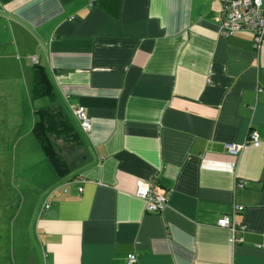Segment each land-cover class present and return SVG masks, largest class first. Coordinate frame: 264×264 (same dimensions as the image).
<instances>
[{
    "label": "crops",
    "instance_id": "crops-1",
    "mask_svg": "<svg viewBox=\"0 0 264 264\" xmlns=\"http://www.w3.org/2000/svg\"><path fill=\"white\" fill-rule=\"evenodd\" d=\"M220 9L221 0H0V158L39 151L48 180L29 220L37 264H127L130 254L136 264H264V50L246 32L221 36ZM33 55L53 103L31 99ZM44 107L61 111L80 143L63 175L32 133ZM252 131L258 147L228 154L225 144ZM140 182L168 196L163 212L145 211ZM233 205L247 227L235 245L217 227Z\"/></svg>",
    "mask_w": 264,
    "mask_h": 264
},
{
    "label": "rangeland",
    "instance_id": "rangeland-1",
    "mask_svg": "<svg viewBox=\"0 0 264 264\" xmlns=\"http://www.w3.org/2000/svg\"><path fill=\"white\" fill-rule=\"evenodd\" d=\"M56 113L51 111V114ZM61 132L51 137L54 149L68 167L76 166L82 157L80 143L72 131ZM25 151L27 154L23 158H0V264L38 262L29 220L34 216L33 205L38 201L35 198L42 193L48 180L41 153L31 149Z\"/></svg>",
    "mask_w": 264,
    "mask_h": 264
},
{
    "label": "built area",
    "instance_id": "built-area-1",
    "mask_svg": "<svg viewBox=\"0 0 264 264\" xmlns=\"http://www.w3.org/2000/svg\"><path fill=\"white\" fill-rule=\"evenodd\" d=\"M93 1V0H91ZM218 32L227 38L237 32L249 33L252 37L253 48L260 52L264 50V5L261 0H221V9L217 17ZM33 65L38 64V57H30ZM260 89L257 90L259 94ZM72 113L79 122L81 128L88 132L90 130L89 120L81 107L73 108ZM246 143L254 147L260 145V138L257 132H250L246 142L240 144H225V150L231 156L237 157ZM244 182L236 181L234 188L242 189ZM82 192V188L78 189ZM53 196L52 194L49 197ZM134 196L145 204V211L148 213H161L168 204V196L160 194L153 182H140L137 185ZM51 202L45 200L43 209H48ZM241 206L233 205L230 215H225L217 221V227L227 230L230 234L232 245L241 243L242 236L246 233L247 227L235 221V215L242 212ZM137 258L134 254L127 256V264H136Z\"/></svg>",
    "mask_w": 264,
    "mask_h": 264
},
{
    "label": "trees",
    "instance_id": "trees-1",
    "mask_svg": "<svg viewBox=\"0 0 264 264\" xmlns=\"http://www.w3.org/2000/svg\"><path fill=\"white\" fill-rule=\"evenodd\" d=\"M30 96L33 101L46 99L50 103H53L54 95L51 83L43 67L38 64L34 65L32 72ZM53 109L51 107H44L36 111L37 120L33 126L32 133L50 164L58 174L63 175L69 172V167L59 153L55 151L51 137L60 135L62 133L61 130L72 131L77 139L78 137L75 129L70 125L61 111ZM51 111L57 113L51 114Z\"/></svg>",
    "mask_w": 264,
    "mask_h": 264
}]
</instances>
